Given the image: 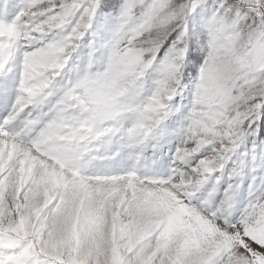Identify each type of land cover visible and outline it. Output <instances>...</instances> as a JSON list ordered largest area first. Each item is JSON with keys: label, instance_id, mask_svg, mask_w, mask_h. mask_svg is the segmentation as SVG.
Here are the masks:
<instances>
[{"label": "snow or ice", "instance_id": "obj_1", "mask_svg": "<svg viewBox=\"0 0 264 264\" xmlns=\"http://www.w3.org/2000/svg\"><path fill=\"white\" fill-rule=\"evenodd\" d=\"M0 264H264V0H0Z\"/></svg>", "mask_w": 264, "mask_h": 264}]
</instances>
